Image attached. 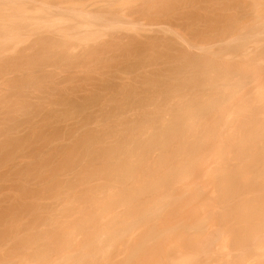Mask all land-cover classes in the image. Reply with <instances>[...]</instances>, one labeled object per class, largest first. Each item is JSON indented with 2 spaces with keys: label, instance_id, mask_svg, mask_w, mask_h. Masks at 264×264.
I'll use <instances>...</instances> for the list:
<instances>
[{
  "label": "bare ground",
  "instance_id": "6f19581e",
  "mask_svg": "<svg viewBox=\"0 0 264 264\" xmlns=\"http://www.w3.org/2000/svg\"><path fill=\"white\" fill-rule=\"evenodd\" d=\"M17 1L0 3V264H264V0L242 5L254 16L245 25L234 14L214 17L213 9L232 4L220 8V0H200L195 18L178 9L183 0H147L136 9L182 10L205 38L186 40L200 53L179 46V32L176 42L166 34L118 36L123 20L112 0L96 12L86 2L79 9L53 0L88 18L85 25L103 19L108 26L77 32L70 29L83 21L73 16L64 17L72 26L59 15L45 18L52 0L41 6L48 2L46 12L35 7L44 0H30L42 20L28 15L29 0ZM126 27L143 28L135 20ZM26 37L29 46L17 49ZM214 40L229 44L213 50ZM118 61H127L123 69ZM110 65L139 72L115 87L114 68L102 74ZM47 66L68 71L65 81L76 85L59 88L64 80ZM83 80L108 95L100 87L91 93L88 82L91 94L76 97Z\"/></svg>",
  "mask_w": 264,
  "mask_h": 264
},
{
  "label": "rangeland",
  "instance_id": "374dc122",
  "mask_svg": "<svg viewBox=\"0 0 264 264\" xmlns=\"http://www.w3.org/2000/svg\"><path fill=\"white\" fill-rule=\"evenodd\" d=\"M7 1H8V0H0V3L2 4V3H5V2H7ZM14 1H15V3H19V2H20V1H17V2H16V0H14ZM24 1H25V0H24ZM31 1H33L34 3H35V1H37V3H38L39 1L42 2L43 0H42V1H41V0H35V1H34V0H31ZM45 1H46V0H44V1L42 2V4L40 3V4H39L40 6H39L37 3H35V4H37L35 7L37 8V6H38V7H40V8H43V9H45V11H44V10H42V11L46 12V10H47L48 8H51V7L48 6L47 9L44 8V6L46 7V5H49L48 2H46V4H45L43 7H41V6L43 5V3H45ZM56 1H57V0H56ZM63 1H66V0H63ZM63 1H62V2H63ZM67 1H68V0H67ZM67 1H66V2H63V4H62V3H59V1H57V5H58V4H61V5H65V6H66V5H67ZM70 1H71V0H70ZM70 1H69V2H70ZM78 1H79V2H78ZM89 1H90V2L92 1V2L90 3ZM93 1L95 2V4H94ZM98 1H99V3H98ZM101 1H102V2H101ZM106 1H107V0H106ZM106 1H105V0H96V1H95V0H84V2H83V0H77V1H76V0H72L70 3L73 2L72 4H74V5H75V3H76V5L78 4L77 7L81 4V5L79 6V7H81V8H79V9H82V8H85V9H86V7L88 6L89 8L87 7L88 9H86V10H88V11H90V12H91V11L96 12L95 10H97V11L100 10V11H101V8H102L103 6H104V8H105L106 6H107L106 8H109V7H108V6H109V2H108V1L106 2ZM109 1H110V0H109ZM117 1H118L119 3H118ZM121 1H122V0H115V1L112 0L111 3H110V4H112V6H113V7H112V6L110 5V7H112V11L115 10L116 17L118 16V18H120V19L123 20V21H122L123 24H122V26L120 27V29H119V27H118V28L115 29V31H114V33L116 32V34H117L118 36H121L122 34H125V33H126V34H127V33H128V34H132V33H133L132 35H136L137 33H140V34H141V37H140V34H137V35H139L140 39L142 38L141 40H143V41L145 40V41H146L148 37H149V39H150V37H152V36H153V37L155 36V37H157V38L160 36L159 38L161 39V37H162V36L165 37V34H166V37H165V38H168L167 36L170 35L171 37H174V38H175L174 40H175V42H176V38H177L178 36H182V35H183L180 39H177V41L179 40L178 42H180V44L178 43V45H179V46H180L181 44H182V45H185V46H183V47H187V46H189V45H187V44H190V43H188V41L190 42V40H193L194 38H195L194 41L197 40V42L200 41V38H201V37H203V39H205L204 36H203V34L201 35L200 33H198L201 37H200L198 34H197L198 36L196 35L197 32L195 31V29H192L193 26H194V25L191 23L192 20H191V22H190V21L188 20V16L185 15L187 18L184 17L183 14H185V13L182 14V12H181L182 10H183V12H185V10H188V12L186 11L187 13H190V11H191V12L193 11L194 13H196V14H194L193 12L191 13V14H193L192 17H194V15H197V10H198V9H197L196 12L194 11L195 8H196L195 6L197 5V3L200 2V0H199V1H198V0H194V1H193V0H187V1H186V0H183V2L185 1L186 4H184L182 1L178 0V1L182 2L183 4H182V5L179 4L180 6H179L178 9H181V8H182V10H180V11L177 10V11L179 12V13L177 12V14H178V16H179V14L182 15L184 18H183L182 16H180V17H182L183 19L186 18L185 21H183V19L180 18V19H181V20H180L181 22H180L179 20H177V19H179L178 16H177L176 14L173 15V13H172L171 11H170V12H171L172 14H171L170 12H167V13H169V14H167L166 12L163 13V12H160V11H157V12H158V14H157V12L152 13L153 11H149V10L146 11V12L143 11V12H142L143 14H142V13H138V12L136 13V9H138V10H139V8L141 9V7H143L142 5H143L144 3H146L147 0H139V2H138L137 0H127V2H126V0H124V1H122L123 3H122ZM131 1H133V2H131ZM140 1H141V2H140ZM149 1H155V0H149ZM173 1H174V0H173ZM197 1H198V2H197ZM229 1H232V2H229ZM235 1H236V0H235ZM235 1H234V0H228V1H227V0H224V1H223V0H220V2H224V3L221 4V5H223V7L220 6V8H224V5H226L227 3H229V4H227V6L230 5L231 3L233 4V2L235 3ZM240 1H241V2H240ZM240 1H239V0L236 1V2H237V5H238V3H239V5L241 6V7H239V6L236 5V7H238L239 9L236 8V7L234 6V5L236 4V3H235V4H233V6H232V4H231V6H228V9H225V8H224L225 11L222 10V9H221V11H220V9H219V11H218V9L215 10L216 12H220L221 15H220L219 13H216V12L214 11V9H213L214 12H213V11H212V12L210 11V12H211V13H214V17H219L220 19H221V18H222V19H225V18L227 19L228 17H226V16H228V15H227L228 13H229V17H232V15L234 14L235 17L233 16L232 18L235 19L236 17H237V18L239 17L238 20H239L240 22H241L242 19H243V21H242V25H245L247 22H249V20L251 21V19H252L251 16H253V15H252V13L249 14L250 12L248 11V9H245L244 7H245V4H246V8H247L248 3H250V1L252 2V0H250L249 2H246V1H248V0H240ZM243 1H244V2H243ZM60 2H61V1H60ZM74 2H75V3H74ZM81 2H83L84 4L81 3ZM85 2H86V3H89V4H87V6H86V5H85V4H86ZM103 2L106 3L107 5H106V4L104 5ZM115 2H116V3H115ZM125 2H126V4H125ZM134 2H135V3H134ZM142 2H143V3H142ZM187 2H188V4H187ZM190 2H193L194 4H193V3H190ZM226 2H227V3H226ZM20 3H22V1H21ZM20 3H19V5H21ZM25 3H26V2H25ZM25 3H24V6H23V4H22V6H23L22 8H24V7L26 6ZM50 3L52 4V3H53V0H52V2H50ZM64 3H65V4H64ZM70 3H69V5H72V4H70ZM96 3H97V5H96ZM121 3H122V4H121ZM138 3H139V4H138ZM195 3H196V4H195ZM241 3H242V4H241ZM28 4H31V8H30V9H31L32 11L34 10V13H33V14H35V15H33V14L31 15L32 11L30 12V11H29L30 9L28 10V8H27L28 12H30V14L28 13V15H29L31 18H32V17L34 18V16H35V17L37 18V20H39V19H41V20L44 19L43 15L45 16V18H46V17L48 18V16H49V17H52V16L55 17V16H56L57 18H60V17H58V15H59V16H61V18L64 19V21H65V23H66V24H65L64 21H63V25L65 24L64 26H66V25H67V26H72L73 24L75 25V21H73L74 19H75V20L77 19L76 21L81 22V21H83V18H84V17H83V18L81 19V17L77 16L78 14H75V13H69L67 10L64 11L65 9H68V8H65V9L63 8V9H62L61 7L57 6L56 4H54V5L57 7L58 10H62L61 12L58 11V10L54 7V5L52 4L53 7H54V8L52 7L53 10L49 9V10H47V14H46V13H44V14L42 13L43 15L40 14V17H39V16L37 17V16H36V13H37L38 11L40 12L41 9L38 8L39 10H37L36 8H34V7L32 6V3H30V0H29V3H28ZM28 4H27V5H28ZM91 4H92V5H91ZM101 4H103V5L101 6ZM117 4H118V5H117ZM191 4H192V8H191ZM201 4H202V2H201ZM201 4L199 3L198 6H201ZM2 5H5V4H2ZM2 5H0V6H2ZM15 5H17V6H15V7H17V8L19 7L18 4H15ZM52 5H50V6H52ZM76 5H75V6H71V7H76ZM84 5H85V6H84ZM90 5H91V6H90ZM98 5H99V6H98ZM127 5H128V6H127ZM137 5H138V6H137ZM139 5H140V6H139ZM193 5H194V6H193ZM202 5H203V4H202ZM242 5H244V7H243ZM9 6H10V5H9ZM13 6H14V5H13ZM13 6H11V7H13ZM29 6H30V5H29ZM83 6H84V7H83ZM100 6H101V7H100ZM181 6H182V7H181ZM185 6H186V7H185ZM204 6H205V3H204ZM227 6H226V7H227ZM15 7H14L13 9H15ZM20 7H21V6H20ZM20 7H19V8H20ZM27 7H28V6H27ZM68 7H69V6H68ZM97 7H98V8H97ZM99 7H100V9H99ZM137 7H138V8H137ZM144 7H145V6H144ZM180 7H181V8H180ZM184 7H185V8H184ZM188 7H189L190 9H187ZM202 7H203V6H202ZM230 7H233V8H230ZM2 8H3V6H2ZM22 8H21V9H22ZM32 8H33V9H32ZM145 8H146V7H145ZM197 8H198V7H197ZM215 8H216V7H215ZM217 8H219V7H217ZM242 8H244V9H242ZM248 8H249V7H248ZM35 9H36L37 12L35 11ZM54 9L57 10V11L55 10V11H56V12H55L56 15H55V14H52V13H54ZM69 9H70V8H69ZM94 9H95V10H94ZM199 9H202V10H203V8H200V7H199ZM15 10H16V9H15ZM17 10H18V9H17ZM116 10H117V11H116ZM118 10H119V11H118ZM242 10H243V11H242ZM244 10H246V12H245ZM50 11H53V12L50 13V14H52L51 16H50V14L48 13V12H50ZM199 11H200V10H199ZM203 11H204V10H203ZM203 11H202V12H203ZM223 11H224V12H223ZM247 11H248V14H247ZM252 11H253V10H252ZM35 12H36V13H35ZM57 12H58V13H57ZM231 12H232V13H231ZM242 12H245V14H243ZM40 13H41V12H40ZM115 13H114V16H115ZM144 13H145V14H144ZM165 13H166V15H165ZM187 13H186V14H187ZM200 13H201V12H199V14H200ZM207 13H208V12H207ZM223 13H225L226 16H225V14H223ZM63 14H64V15H63ZM65 14H66V15H65ZM67 14H68V15H67ZM135 14H136V15H135ZM139 14H140V16H139V18H138L137 15H139ZM141 14H142V15H141ZM159 14H160V15H159ZM162 14H163V15H162ZM191 14H190V15H191ZM199 14H198V15H199ZM217 14H219V16H216ZM230 14H232V15L230 16ZM238 14H239L241 17H240ZM242 14H243V15H242ZM46 15H48V16H46ZM105 15H106V13H105ZM157 15H158V16H157ZM169 15H170V16H169ZM188 15H189V14H188ZM190 15H189V17H190ZM210 15H212V14H210ZM222 15L225 16V17H221ZM65 16L70 17L71 19H72V16H73V20H71L72 22L69 20L70 18H67V17H66V19H65V18H64ZM75 16H76V17H75ZM107 16L111 17V16H113V14H112V15L107 14ZM165 16H166V17H165ZM171 16H172V18H169V17H171ZM173 16H174V17H173ZM175 16H177V17H175ZM242 16H243V17H242ZM249 16H250V17H249ZM56 17H55V18H56ZM167 17H168V18H167ZM197 17H198V16H197ZM244 17H245V18H244ZM253 17H254V16H253ZM36 18H35V19H36ZM38 18H39V19H38ZM173 18H174V19H173ZM175 18H176V20H175ZM190 18H191V17H190ZM190 18H189V19H190ZM194 18H195V17H194ZM194 18H191V19L194 20ZM247 18H249V19L246 20ZM79 19H80V21H79ZM87 19H88V18H87ZM87 19H84V21H86ZM158 19H160V20H158ZM134 20H135V21H138V22L140 23L141 27H143V28H141V30H140V31H142V32H139V31H138V32H135V31H133V29H132V31H131V30H130L131 28L129 29V28L126 27V26H127V22H133ZM164 20H165L166 22H165ZM245 20H246V21H245ZM66 21H68V23H67ZM84 21L81 22V24H82L83 26H78V25H79V24H78L77 26H72L73 28L71 27L72 29H70V30H73L74 32H77L76 30L80 31L82 27H83V28L85 27L84 29H93V28L96 29V28L100 27V25L105 26V27H102L103 29H106V28L108 27L107 24H105V23H106V20H103V19H102V20H98V21L95 20V21H94L95 24H93V25H91V26H90V24H86V25L83 24V23H86V22H84ZM96 21H97V23H96ZM234 21H237V19H235ZM239 21H237L238 24H239ZM69 22H70V25H68ZM125 22H126V23H125ZM155 22H156V23H155ZM161 22H162V23H161ZM169 22H170V23H169ZM179 22H180V23H179ZM188 22H190L191 24H190V23L188 24ZM243 22H244V23H243ZM71 23H72V24H71ZM103 23H104V24H103ZM142 23H143V24H142ZM154 23H155V24H154ZM159 23H160V24H159ZM183 23H184V24H183ZM81 24H80V25H81ZM98 24H99V25H98ZM174 24H175V25H174ZM187 24H188V25H187ZM240 24H241V23H240ZM96 25H97V26H96ZM143 25H144V26H143ZM178 25H179V26H178ZM192 25H193V26H192ZM86 26H87V27H86ZM106 26H107V27H106ZM166 26H167V28H165ZM168 26H169V27H168ZM188 26H189V27H188ZM77 27H79V28L81 27L80 30H79V28H77ZM89 27H90V28H89ZM122 27H123V28H122ZM184 27H186V28H184ZM83 28H82V30H84ZM183 28H184V29H183ZM143 29H144V30H143ZM158 29H159V30H158ZM166 29H172L173 32L176 31V34H175V32L172 33V34H171V33L167 34V30H166ZM199 29H201V28H199ZM116 30H117V31H116ZM126 30H127V31H126ZM160 30H161V31H160ZM164 30H166V31H164ZM172 30H171V31H172ZM193 30H194V32H192ZM159 31H160V32H159ZM197 31H198V30H197ZM31 32H32V33H31ZM31 32L28 31V33H26V35L29 36V37H31V35H34V33H35L34 31H31ZM104 32H107V35H108V36H107L105 33H104V34L102 33V34L104 35L105 38L102 37V36H101V37L104 38V39L109 38V37H110L109 33H111V32L108 31V30H105ZM112 32H113V31H112ZM163 32H164V33H163ZM168 32H170V31H168ZM177 32H179V34H178ZM190 32L192 33V35H191ZM195 32H196V33H195ZM180 33H181V35H180ZM194 33H195V35H194ZM119 34H120V35H119ZM142 34H144V35L142 36ZM158 34H159V35H158ZM177 34H178V36L175 37L174 35H177ZM184 34H185L186 36H185ZM111 35H112V33H111ZM190 35H191V36H190ZM144 36H145V37H144ZM194 36H195V37H194ZM196 36H197V37H196ZM29 37H26V38L28 39ZM139 37H138V38H139ZM155 37H154V38H155ZM187 37H189V38H187ZM191 37H192L193 39H192ZM199 37H200V38H199ZM258 37H259V34H258V33L255 34V35H253V39H255V40H254V44H253V45H252L253 41H252V43L250 42L251 45H250V43H249V45H250L251 47H252V46H253V47L255 46V41H256V42L258 41V40H257ZM33 38L35 39V35L32 36L31 39L29 38V39L31 40V42L34 40ZM143 38H144V39H143ZM145 38H146V39H145ZM165 38H164V39H165ZM183 38H185V39H183ZM197 38H199V40H198ZM27 39L24 40V41L22 40L21 43L19 42L18 45H17V46H18L17 49H24L25 47L29 46L30 41H29V39H28V41H27ZM162 39H163V38H162ZM187 39H188V41H186ZM201 39H202V38H201ZM225 39H227V38H225ZM181 40H182V41H181ZM223 40H224V39H223ZM185 41H186V42H185ZM194 41H193V42H194ZM225 41H227V40H225ZM184 42H185V44H184ZM191 42H192V41H191ZM217 43H218V40H217V42H215V40H214L213 42H210V43H209V45H210L209 47H210L211 49H213V46H214V49H213V50H215V46H216V50H218V48L221 46V44H222V46H223V45H225V44L228 43V42H224V41L221 42V40H220L219 43H221V44L219 45V43H218L219 46H217ZM224 43H225V44H224ZM258 43H260V42L258 41L257 44H258ZM211 44H212V45L214 44V45L212 46ZM228 44H229V43H228ZM176 46H177V45H176ZM176 46H175V47H176ZM205 46H206V45H205ZM207 46H208V45H207ZM227 46L230 48V50L228 51V54H231V53L233 52V50H231L233 44L230 43V45H227ZM23 47H24V48H23ZM197 47H198V46H196V47H193V46L191 47V46H190L189 48H188V47H187V48H188L189 50H191V52H193V53H200V52H202V50H201L202 48H200V47L197 48ZM194 48H196V49H194ZM220 48H221V47H220ZM79 49H80V46L77 47V48L75 49V51H78ZM176 49H179V48L176 47ZM198 49H199V50H198ZM194 51H195V52H194ZM230 51H232V52H230ZM149 52H150V50H149ZM171 52H172V51H171ZM173 52H174V51H173ZM175 53H176V52H175ZM172 54H173V53H172ZM228 54L226 53V55H228ZM232 55L234 56V53H232ZM119 56H120V55H119ZM229 57L231 58L232 56H231V55H228L227 58H229ZM121 59H122V57L120 56V57L118 58V60H121ZM122 60H125V59H122ZM116 62H117V60H116ZM123 62H127V61H122V62H121V61H120V62L118 61V65H119V67L121 66V65H120L121 63L123 64ZM132 62H133V61H132ZM132 62H130V63H132ZM156 62L158 63V66H159V62H161V64H162V61H159V62L156 61ZM156 62H155L154 64H156ZM112 64H113V63H112ZM115 64H117V63H115ZM147 64H148V63H147ZM147 64L145 63V65H147ZM150 65H151V62L149 63V67H151ZM162 65H163V64H162ZM162 65H160V66H162ZM115 66H116V65H115ZM115 66L113 65V67L111 68V65H110V68H109V66H108V69L106 68L105 71H104V69H103L104 73H102L103 71L100 72V70H102V69H100L99 72L102 73V74H105V76H106V75L108 74V72L106 73V70H110V72H111V69L114 68V70H115L116 68H119L118 66H116V68H115ZM154 66H156V65H153V68H154ZM158 66H156V68H157ZM123 67H124V65H123ZM137 67H138V65H137L134 69H136ZM141 67H143V66H141ZM147 67H148V66H146V67H144V68H147ZM47 68L50 69V70H52V71H55V72L57 73V76L59 77V79L64 80V81H62V82H65V83H61V82H60V84H57V85L59 86V88H61V89H65V88H67V89H68L73 83H75V82H71V83L69 84V83H67V81H65V79H66L65 76L68 74V71H66V70H62L61 68H56L55 66H47ZM121 68H122V66H121ZM144 68H143V70H144ZM153 68H152V69H153ZM158 68H160V67H158ZM162 68H163V67H162ZM80 69H81V70H80ZM119 69H120V68H119ZM122 69H123V68H122ZM152 69H151V70H152ZM75 70H77L76 73L78 74V76H79V75H82V67H75ZM78 70H79V71H78ZM114 70L112 71L113 73L111 72V74H114V77H118V78H116V81H113L115 87H118V86L121 84L122 80H123V81H124V79L126 80V78H125L126 75L129 76V74L132 73V72L134 71V70L132 69L133 71L131 70L130 72L128 71L129 73H128V72L125 73V71H127V70H125L124 73H123V71L120 69L121 71H119V73H120V74H119V73H117V72H118L117 69H116V71H114ZM139 70H140V69H139ZM149 70H150V68L147 69L146 71L149 72ZM151 70H150V71H151ZM154 70H155V69H153V71H154ZM136 71L139 72V71L136 69V70L134 71V73H135ZM141 71H142V70H141ZM153 71H151V72H153ZM121 72H122V76L124 75V76H123L124 78H123L122 76L119 78V76L121 75ZM137 72H136V73H137ZM143 72H144V71H143ZM143 72H142V74H140L141 72L138 73L139 75L137 74V77H135V78L138 79V76H139V79H140L141 75H143ZM148 72H145L144 74H148ZM151 72H150V73H151ZM116 73H117V75L119 74V76H115ZM77 74H76V76H77ZM132 74H133V73H132ZM132 74H131V75H132ZM11 75H12V74H11ZM135 75H136V74H133V76H135ZM9 76H10V74H9ZM9 76H8V77H9ZM78 76H77V77H78ZM103 76H104V75H103ZM128 76H127V77H128ZM12 77H13V75H12ZM77 77H76V79H77ZM61 80H59V81H61ZM74 80H75V78H74ZM78 80H79L80 83H77V86H79V88H80V85H78V84H81V78H78ZM78 80H76V81H78ZM97 80H98V79H97ZM114 80H115V79H114ZM120 80H121V81H120ZM90 81H91V80H90ZM88 82H89L88 80L86 81V83H85L84 80L82 81V83H84V85H85V84L88 85V84H87ZM93 82H94V80H92L91 82H89V83H90V86H91V83H93ZM97 82H99V80L96 81V83H97ZM58 83H59V82H58ZM122 83H123V82H122ZM63 84H64V85H65V84H66V85L69 84V86H66V85H65V86H66V87H65ZM93 84L95 85V83H93ZM93 84H92V85H93ZM97 84H98V83H97ZM73 85H76V83L73 84ZM84 85L82 84V86H83L82 88H84V89L81 88V90L79 89L78 92H76L78 95H77V94H73V95H76V97H77V96H80V95H81V97H85L86 94L90 91L89 88H91V87H90L89 85H88L89 87H88V86L85 87ZM100 85H101V83H100ZM100 85H97V86L95 85V87H92V91H91V93L93 92V90H94L95 88L100 87ZM62 86H64L65 88H64V87L62 88ZM101 87H102V86H101ZM101 87L98 88L99 93L101 94L102 97H103V94H104V96H107L108 94H106V93L104 92V89L102 88V89H103V90H102ZM74 89H76V87H75ZM100 90H102L103 92H101ZM74 91H75V90H73V93H75ZM76 91H77V89H76ZM79 91H80V92H79ZM94 91H95V90H94ZM241 92H242V91H241ZM91 93H88V95H90ZM94 93H95V92H94ZM99 93H97L98 96H99ZM102 93H103V94H102ZM84 94H85V96H84ZM73 95H72V96H73ZM73 97L75 98V96H73ZM99 97H100V96H99ZM75 99H77V98H75ZM79 99H80V97H79L77 100H79ZM97 107H98V106H97ZM132 116H133V115H132ZM26 117H27V116H26ZM36 118H38V116H37ZM36 118H35V119H36ZM79 120H80V119H79ZM79 120H78V121H79ZM71 121H72V120H71ZM71 121H70V123H71ZM73 121H74V120H73ZM74 122H75V121H74ZM76 122H77V120H76ZM72 123H73V122H72ZM78 123L80 124V121H79ZM78 123H77V124H78ZM74 124H75V123H73L72 127L74 126ZM77 124H75V126H77ZM75 126H74V127H75ZM75 128H76V127H75ZM75 128H73V129L76 130L78 127H77L76 129H75ZM20 132H21V131H20ZM22 132L24 133L25 130H23ZM65 140H66V139H65ZM65 140H64V141H65ZM45 148H47V147H45ZM44 150H45V149H44ZM46 151H47V150H46ZM27 154H28V153H27ZM27 156H28V155H27ZM27 156H26L25 158L28 159L29 157H27ZM19 159H20V158H19ZM23 159H24V158H23ZM17 160H18V159H17ZM2 168H3V167H2ZM2 168H1V169H2ZM6 168H7V166H6ZM10 168H11V169H10ZM9 169H10V171L12 170V165H10V167H9V165H8V170H9ZM5 170H6V169H5ZM5 170L2 169L3 173L6 172ZM10 171H8V172H10ZM8 172H6V173H8ZM11 172H12V171H11ZM11 172H10V173H11ZM10 173H9V174H10ZM0 174H1V172H0ZM200 176H201V175H200ZM201 178H202V179H201ZM201 178L199 177V179H201L202 182H205L204 179H206V182H207V180H208L207 178H204V177H201ZM203 178H204V179H203ZM199 179L197 178L198 181H199ZM201 180H200V181H201ZM206 187H207V186H206ZM206 187H205V189H206ZM202 188H203L202 191H205V190H204V187H202ZM207 189H208V188H207ZM207 189H206V191H207ZM202 193H203V192H202ZM203 195L205 196V192H204ZM204 196H203V199H204ZM205 197H207V196H205ZM200 198H202V195H201ZM203 199H202L201 201H203ZM206 200H207V199H205V201L203 202V204L206 203ZM201 201H200V202H201ZM201 203H202V202H201ZM25 226H26V225H25ZM25 226L23 225V228H22V229L27 228V226H26V227H25ZM24 227H25V228H24ZM22 229H21V230H22ZM76 240H77V241H78V240L81 241V240H82V237L78 236V237H76ZM78 242H79V241H78ZM8 245H9V244H8ZM117 257H121V256L119 255V256H117ZM118 259H120V258H118Z\"/></svg>",
  "mask_w": 264,
  "mask_h": 264
}]
</instances>
